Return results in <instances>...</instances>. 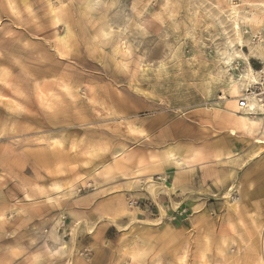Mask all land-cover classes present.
<instances>
[{"label":"rangeland","instance_id":"rangeland-1","mask_svg":"<svg viewBox=\"0 0 264 264\" xmlns=\"http://www.w3.org/2000/svg\"><path fill=\"white\" fill-rule=\"evenodd\" d=\"M247 61L264 0H0V264H264Z\"/></svg>","mask_w":264,"mask_h":264},{"label":"bare ground","instance_id":"bare-ground-1","mask_svg":"<svg viewBox=\"0 0 264 264\" xmlns=\"http://www.w3.org/2000/svg\"><path fill=\"white\" fill-rule=\"evenodd\" d=\"M262 8V7H261ZM238 12L234 11L232 14V18L234 21V31L238 37L239 42L242 44L243 40H242V36H241V27H240V23L238 20ZM240 44H238L239 46ZM241 46V45H240ZM238 55H236L235 53H229L226 58H225V63L227 64V66H232V61L234 60L235 57H237ZM243 58V57H242ZM247 69L243 72H241L238 75V79L236 81H234L235 84V89H234V94L232 96L231 99L227 98V97H222L221 99L226 101V102H230V107L231 105H235V102H237V106L239 104V100L238 98L241 96L240 95V91L242 89L245 88H249L250 86H254V85H259L261 79H259V77H256V71L252 68L250 61H247ZM234 108V107H233ZM250 108L251 111L245 110L242 113L239 112V109L237 112H239L237 115V118L233 119V121L230 123L231 126V134L235 133L236 129H241L243 131H254V129L256 127H258L260 124H263V130H264V107L261 106L260 104H257L255 102V100H251L250 101ZM237 132V131H236ZM251 134V133H250ZM153 183V182H152ZM150 185V184H149ZM153 185V184H152ZM159 185V184H158ZM153 187H155L153 185ZM157 187V185H156ZM151 188V187H150ZM162 187H159V189ZM158 191V190H156Z\"/></svg>","mask_w":264,"mask_h":264},{"label":"crops","instance_id":"crops-1","mask_svg":"<svg viewBox=\"0 0 264 264\" xmlns=\"http://www.w3.org/2000/svg\"><path fill=\"white\" fill-rule=\"evenodd\" d=\"M259 77V76H258ZM239 112H237L236 114H238ZM240 114V113H239ZM235 116V117H234ZM237 116L238 115H234V114H232V113H227V116H226V120L228 121V124L230 125V123L233 121V119H235V118H237ZM164 182H166L165 181V177H160ZM148 184L147 185H149V183L151 182V181H153L154 182V180H153V178L152 177H149L148 178ZM156 183V182H155ZM158 184H161V183H158ZM162 186H164V189H160V190H158V192H157V194L154 196V195H152V193L150 192V195L151 196H149V197H147V202H149L148 204H150V205H156L157 207H158V209H159V215H160V218H159V220L157 221V223L155 224V226H160V225H162V223H163V221H162V218H163V214H164V209H163V204L161 203V202H159L158 200H159V198L162 196V198H163V201L164 202H167V197H168V199L170 200V199H172L171 198V196H166L165 194H159V193H161V192H168L169 191V187L171 188V187H173V184L172 183H168L167 185L164 183V184H161ZM174 185H175V183H174ZM148 189H149V191H150V188H149V186H148ZM150 197H152V198H150ZM140 199V198H139ZM152 199V200H151ZM142 200H143V197H142ZM148 204L147 203H143V207L141 208V211H143V212H148L149 210L147 209L148 208ZM181 213V212H180ZM140 214H142V213H140ZM178 215H180V214H178ZM70 264H74L73 262L72 263H70Z\"/></svg>","mask_w":264,"mask_h":264},{"label":"built area","instance_id":"built-area-1","mask_svg":"<svg viewBox=\"0 0 264 264\" xmlns=\"http://www.w3.org/2000/svg\"><path fill=\"white\" fill-rule=\"evenodd\" d=\"M255 100L257 104L264 107V77L261 78L259 85L251 86L239 97L238 109L242 113L245 110L251 111L250 101ZM180 215H183L180 213Z\"/></svg>","mask_w":264,"mask_h":264}]
</instances>
